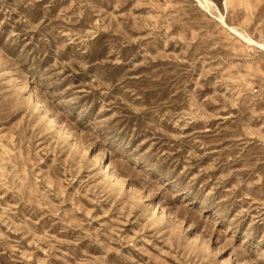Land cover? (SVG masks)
<instances>
[{"label":"rangeland","instance_id":"374dc122","mask_svg":"<svg viewBox=\"0 0 264 264\" xmlns=\"http://www.w3.org/2000/svg\"><path fill=\"white\" fill-rule=\"evenodd\" d=\"M212 1L0 0V264H264V0Z\"/></svg>","mask_w":264,"mask_h":264},{"label":"bare ground","instance_id":"6f19581e","mask_svg":"<svg viewBox=\"0 0 264 264\" xmlns=\"http://www.w3.org/2000/svg\"><path fill=\"white\" fill-rule=\"evenodd\" d=\"M200 4L206 6L207 8H210L211 5H214V2L212 0H199ZM221 20L224 21L223 16H221ZM232 30H235L237 33H239L240 37H243L245 40H247L248 42L251 43H258L255 42L252 38H250L249 36L245 35L244 33L237 31L235 28L231 27ZM260 44L262 47H264L263 43H258Z\"/></svg>","mask_w":264,"mask_h":264}]
</instances>
